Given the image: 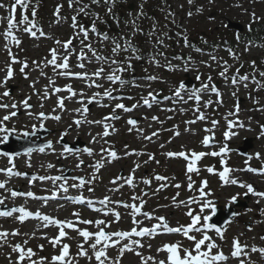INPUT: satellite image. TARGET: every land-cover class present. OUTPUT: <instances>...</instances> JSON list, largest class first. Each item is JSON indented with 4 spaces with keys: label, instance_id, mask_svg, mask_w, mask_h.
<instances>
[{
    "label": "rangeland",
    "instance_id": "obj_1",
    "mask_svg": "<svg viewBox=\"0 0 264 264\" xmlns=\"http://www.w3.org/2000/svg\"><path fill=\"white\" fill-rule=\"evenodd\" d=\"M13 0H0V2L9 5L10 2ZM129 1V0H127ZM175 1L174 6H169L168 9L162 11V14L159 15L161 19H165L166 21H173L181 23V27L186 30L187 34H191V36H197L196 34L199 31H206L207 33L210 32L215 26L219 24L217 21L207 20V16L210 14V5L205 4L203 11L200 12L202 16L198 18H192L187 20L181 16H172V9H177L180 6L177 3L178 0ZM180 1V0H179ZM184 2V0H182ZM235 1V2H234ZM89 0H85L84 3H88ZM132 2V0H131ZM146 2L145 0H138L137 4L134 6L133 11H129L125 9L124 17L125 21L131 20L136 18L137 13L142 10L146 9ZM219 7L222 9V12L225 18H230L233 21H238L243 23L246 26V23L252 21V13H255L257 17H264V0H218ZM240 3L241 7L236 8L235 4ZM58 5H63L60 9V22L57 23V19L54 13ZM10 6V5H9ZM31 10L35 7L36 8V19L38 24L40 25L37 31L36 37H31L28 33H25L22 28L24 25H21L18 28H15L14 31H18V38L21 40V44L17 46L14 42L10 39H6L3 35L7 24L6 21L3 24H0V79H2L5 75L6 66L11 63L10 57L8 55L7 49H10L12 54L17 58L19 61L27 60L29 67L25 69V72L28 75V78L25 79L24 74H22L19 69L21 67L20 63H12L11 66L14 70V77L9 80L8 88L10 89V98L5 97L3 102L4 103H12L13 101H20L25 96L31 95L32 99L30 100L33 102V107L31 109H22L20 107V111L18 112L17 117L13 118L12 121L7 122L8 127L11 128L13 125L17 128L18 132L22 133L24 130L29 132H38L45 133V137L42 139L43 142L52 141V148H45L44 152H40L39 148H36L31 155L21 154L17 157L24 156L26 160L23 162L28 164L29 160L36 159L37 163L31 162V165L37 168L35 169L36 173H34L30 168L23 167L19 160H14V163L17 168H20L21 173H27L28 178L22 179H13L12 177H8L6 173H0V181L7 180L9 184H6L5 189H0V195L10 196L9 189L13 190H21L22 192L32 191L37 196H44L50 195L51 190L54 189V185L52 181H36L34 183H30V172H33L34 175H47V176H57V175H65L68 171H70L71 176H83L86 180L89 179L91 175H97L98 179L93 182L91 187L95 189L94 192L87 191V185L85 188L77 190V189H69L67 195L71 197L79 196V195H86L85 197L91 198L93 200H98L103 198L102 196L109 195L112 197L113 200H124L125 202H130V198L133 195H140L142 199L147 200V203L144 205L143 210L145 212H154L155 216H163L166 220L169 221L171 226H175L178 224H185L190 222V218L187 216L188 208L184 207L183 205H178L176 201H187L189 197H197L199 198L198 187L202 186V181L207 180L208 185L205 189L208 191L209 189L212 191L213 195L210 197L216 205L219 206H227L233 205L234 203L231 202L230 197L240 193L237 197V200H242L246 202L247 207L239 208L237 207V215L234 220H232L224 229V240L221 241L214 230H210L209 234L213 236L214 239L217 240V243L221 244V247L226 255H230L232 250V242L233 239L239 236L241 243H247L250 247H264V240H261L260 237L264 236V214H261V209H264V198H259L253 196L251 194L245 196L244 192L246 191L245 188L239 187L238 185H223V181L219 177V172L223 171L221 168L222 164H229L232 172L229 174V178H235L241 182L252 183L254 188L257 191L264 192V175L258 173L248 172L246 170L239 171L240 169H246L248 165L251 167L259 168L261 165H264V138H257L258 133L260 132L259 125L264 123V112L257 111V106L254 105L253 100L249 98L248 93L252 92L253 96H257L260 99V103L264 104V90H260L259 93H255L253 91L255 85H250L247 91L240 90L239 93L242 98V103H240L239 112V119L242 120L245 125L250 123L251 130L239 129V134L231 139H226L223 135L225 131L228 130L227 120L235 119L234 117H228L227 113L230 110H233V106L236 103V100L233 99L231 92V86L227 87L229 93H226V104L223 107H218V105H212L207 108H201V111L204 112L206 119L202 123L197 124H187V121L194 119L197 121L196 117L198 113L194 111V102L190 104V109L188 110L187 104H174L172 101H163V105L158 106L157 104L152 107L148 108L147 106H140L134 109L132 112H124L120 109H115V113L120 116V119L109 121L116 131H111V135L106 137L105 139L108 141V144H105V147L113 146L114 149L117 151L118 159L112 160L111 163H107L103 169L100 170L99 173H94L93 169L89 167L90 164H94L97 159L100 158L99 149L103 141L100 143L92 142V136L96 133L103 132V126L101 125H88L82 124L79 128L73 124V118L76 115L72 113V109L80 107V105L74 101H65L66 110L61 111L60 109L56 108L57 98L52 96L51 88H49L50 97L47 100L43 101L44 107L41 108L40 104L42 100L40 96L33 93L32 88L29 86L33 81H37L36 89L43 90L44 86L49 83V79H54L56 81V86L63 87L66 84H71L76 80H65L64 77L57 76L55 72H53L52 67H43L44 58L48 57L49 50L52 47H56L54 43L55 39H60L62 41L67 40L73 33L72 19L75 13L68 12L66 6H68L67 0H31L30 2ZM78 6V5H76ZM75 6V7H76ZM177 7V8H176ZM106 8L105 5L98 7L93 5L92 10L94 12H99L100 15L108 21V25H102L97 21V26L103 28V30L114 28L118 29L116 22L113 21L109 16L106 15ZM116 8V6H115ZM245 9H249L247 12ZM63 13H67L69 15L67 18L63 16ZM131 13V15H129ZM8 14V9L0 8V16H5ZM39 17V18H38ZM178 20V21H177ZM20 21V18L17 22ZM90 17H84L81 19V22H89ZM123 21V25L119 30L118 33H115V36L126 35L129 32V28L131 25L125 24ZM110 22V23H109ZM143 22H145L146 26H152L154 22L149 18H145L142 21L137 20V24L140 27ZM163 22H160L162 25ZM222 27V26H221ZM43 29L48 36L42 37L39 35L40 29ZM163 33V32H160ZM195 33V34H193ZM16 35V34H15ZM112 35V34H111ZM186 35V34H185ZM139 33L133 38V43L138 38ZM50 37V38H49ZM93 41H95V37H91ZM156 37H144L143 39V46L141 50L145 52V56L143 59L138 61H133V69L138 70L139 73H144L145 69L147 70L145 73L146 75L152 74L157 75L160 77L157 81H145L142 77L137 78V83L141 85V87H126L125 90L131 93V97L133 99H123L122 101L126 106L131 107L132 104L136 103L138 100L141 99L142 96H146L148 91H154L155 93H166L171 95L170 88L173 85H177L180 81H184V74L186 72L183 71H167L166 67L160 66L157 67L155 64L149 63V54L155 53L157 49L154 47V41ZM179 40V39H178ZM74 43H76L74 41ZM166 44V42H165ZM7 45V49L5 48ZM167 45V44H166ZM94 47H100L99 44L94 43ZM79 47L77 43V48ZM58 48V47H57ZM173 48H170L168 45L167 47H161L159 51L164 52L168 60H171L173 64H177L176 60L172 59L173 55ZM181 52V49H178ZM243 52V51H241ZM105 55L109 54V51L104 52ZM123 55H127V53H122ZM249 55L255 56L256 55H263L264 58V46L261 49H249ZM160 59L161 65L165 63L164 58L158 57ZM33 61H37L40 63L41 67L37 68ZM179 64V63H178ZM96 67L95 64L88 65V71L91 72ZM138 67L139 69H137ZM134 70L132 72H134ZM41 71L47 73L46 76H41ZM132 72L127 73L130 75ZM192 75H194L192 73ZM264 80V79H263ZM151 83V88H147L145 85ZM78 85V84H77ZM83 90L91 95L96 91H102V89H88L83 83ZM108 85H105L107 87ZM231 87V88H230ZM244 89L243 85L240 87ZM77 90H80L77 88ZM4 91V88H0V93ZM236 91V88H234ZM141 93V95H140ZM61 96V95H60ZM65 96V95H63ZM67 96V95H66ZM116 103V102H115ZM113 102H108L111 104L109 109L107 107H99L97 104H93L89 107L90 111L87 114L88 119L91 120H103L102 117H105V113L108 111L113 112L114 104ZM104 104V103H103ZM53 109H56V112L53 113ZM165 109H175L174 111H168ZM180 109H185V111H180ZM9 110L0 109V116L6 114ZM38 113L40 111H44L46 114H60L62 119L60 121H56L54 119H45L44 125L45 127H39L40 120H38L35 116L29 117L27 112ZM152 116H158L159 121H153L151 119ZM136 119L138 124L133 127L127 124V120L129 118ZM147 117V119H145ZM249 117H251V121H249ZM36 120V121H34ZM217 120L219 123L213 127L211 121ZM199 122V121H198ZM35 124L36 128L33 129L32 125ZM69 124H73V127L68 129L69 135L64 137L63 140H60V136L62 135L63 131L68 128ZM174 126H178V131L180 132L179 136H175L174 132L177 130ZM133 127V131L129 132L128 129ZM137 128L144 130V135H150L153 131H158L159 135L157 137H153L151 141L143 139L142 135L136 130ZM186 128H191L192 131H185ZM47 129V130H46ZM205 129H212L215 133L214 141L215 143L220 144L212 147V150H205L203 144L201 143L203 138L206 135H211L210 132L206 131ZM233 131H237V129L233 128ZM91 133V135H89ZM16 136H22L17 135ZM80 137L81 141L85 143V146H81L78 150L73 151V153H65L64 156L67 158L65 159L63 156L59 154L62 152V145L67 142H71L72 139H76ZM246 138H254V148L250 151V154H254L256 152L261 153V158L257 159L253 156V159L248 161V165L245 164L247 158L242 159L239 157L237 152V148L243 144V141ZM99 139V138H97ZM33 142L37 141V137L33 136L31 138ZM2 143H0L1 145ZM164 147H161V145ZM224 144H227L228 147L232 151H230L227 155L224 156H212V155H205L201 158L199 165L196 166L199 168V172L187 173V163L190 162L183 157H167L165 154L167 152H180V151H187L190 152L191 150H195L197 152H205L210 153L212 151H219L220 147ZM125 145L128 147L125 148ZM87 147H91L95 150L93 156H88L86 152L83 150ZM55 149V151H53ZM135 149V153L131 155L125 156L124 153L126 151L131 152V150ZM209 151V152H208ZM140 153H143L142 155ZM152 154L155 156L156 160H159L160 163L157 164L155 161H149L147 164L144 161L148 160V155ZM28 158V159H27ZM84 160V164L80 165L79 168L76 167L79 160ZM226 162V163H225ZM48 163H52L55 165L54 168H48ZM139 163L141 167L135 170V181L134 187L128 186V189L125 188L127 184H124L122 188H120L119 192L110 191L115 189L120 184H123V181H117L116 184H113L112 181L117 176L127 177L131 170L135 168V164ZM43 165V167H41ZM9 157H0V167H9ZM213 167L214 172L207 171V168ZM30 171V172H29ZM164 175L169 178L175 177V179H169L168 181L161 182L156 181L154 179L155 175ZM191 175V178L196 183L193 184V187L189 189L187 187L188 179L187 176ZM151 179L152 180V187L150 191H148V195L144 196L143 193L149 187L148 184L143 183V180ZM18 183V184H17ZM62 183V181H57L56 184ZM73 183V181L69 178V184ZM78 183V181H76ZM161 183H167L168 187L160 189L156 191ZM180 184V188H175L172 185ZM47 189L48 191H45ZM63 193V192H61ZM154 193V194H153ZM179 193V196H177ZM102 195V196H100ZM173 197H176V201L173 200ZM11 199V198H10ZM8 199V201L10 200ZM260 200V203L257 204L256 201ZM14 202H18L17 206H25L30 210L36 211L37 209L41 208L42 202L39 200H35L30 197H15L12 198ZM59 201V200H58ZM54 202V207L50 208L49 205L45 209H41L42 213L48 214L55 218L61 220H73L78 226L87 227L88 225H82L76 218L73 216L74 212L80 213L81 219H107L113 220V215H109L107 217L100 216V213L93 212L91 213L89 209L85 207H75L71 201H64L60 200L59 202ZM139 203V201H136ZM0 207H2L0 205ZM43 207V206H42ZM109 207H112L109 205ZM116 207V206H115ZM191 207L194 210L197 209V205L192 204ZM123 208V207H122ZM121 209V219L118 223H113L111 225V230H130L133 227L132 218L130 216V210H122ZM251 209V211H248ZM40 210V209H39ZM115 211H119L115 208ZM125 213H124V212ZM55 212V213H53ZM137 219L143 220L142 215H138ZM257 221H260L259 223ZM144 223L148 226L151 224L156 223L155 220L151 221L150 223L147 220ZM38 225V227H37ZM251 227L249 231L248 228ZM67 227V226H65ZM89 231H95L94 226H89ZM37 228L38 230H35ZM19 229L20 235L12 236L9 235L7 240L8 243L4 244L3 247H0V264H9V253H11V260L16 261L18 257V253L12 252V246L19 243L25 249L32 248L33 251L36 253V256L33 259H38L39 257H48L51 259L53 255L59 254V251L64 244V240H61V244L53 247V245L49 242V238L58 236L59 227L55 225H49L48 227L44 228L41 227L35 220L29 219L28 221L25 220L21 223L18 219L14 218H7L3 219L0 217V231H8L13 232ZM108 230V229H107ZM68 236L66 237L65 241L70 243V256L74 257L78 264H97L95 259L93 258L92 261L87 260L85 257L76 256L78 251L77 245L83 242V238L78 236L77 232L73 229L70 231L66 230ZM34 233V235H33ZM74 238L78 239L74 241ZM134 239H138L135 238ZM27 240V244H24V241ZM140 240V239H139ZM180 240L178 237H156L149 238L146 240H140L141 243L144 244L143 248H139L137 245H133L136 250L140 251L143 257H155L156 260L164 259L165 253L164 252H157V247L162 246L163 243L166 242H175ZM184 240V239H183ZM182 240V242H183ZM129 242V241H127ZM0 243H3L0 241ZM123 243V242H122ZM151 244L152 247L148 248L147 245ZM185 244V243H184ZM40 245H43V250L40 249ZM84 246H87L85 244ZM187 247V243L185 245ZM246 251H250L246 249ZM109 256L113 257L114 259L117 258V249L110 248L108 250ZM89 254L91 255V250H89ZM160 254V255H159ZM251 259L256 261V264H264V256H261L260 253H250ZM247 259L246 257H242ZM121 264H141L140 257H137L132 252H125L124 256L120 258ZM24 264H28V261L25 260ZM59 264V263H57ZM148 264H154V261L148 260ZM227 264H239L237 259H230Z\"/></svg>",
    "mask_w": 264,
    "mask_h": 264
},
{
    "label": "snow or ice",
    "instance_id": "obj_2",
    "mask_svg": "<svg viewBox=\"0 0 264 264\" xmlns=\"http://www.w3.org/2000/svg\"><path fill=\"white\" fill-rule=\"evenodd\" d=\"M31 0H14V2L9 6L3 2H0V8L8 9V14L5 16H0V24H3L6 21L7 27L3 33L6 39H10L14 42L17 46L21 44V40L14 34L13 29L24 25L22 30L25 33H28L31 37L37 36V31L34 30L36 28V22L34 19H30L28 15V9ZM69 8H74L76 15L71 17L73 33L67 40H60L55 39L54 43L59 46L52 47L49 50L50 58L45 57L43 67H52L53 72L56 73L57 76L60 77H71L75 79H79L83 81L84 85L88 89L96 88L102 89V91H96L89 95L83 89L76 90L73 88L71 84H66L63 87L56 86V81L54 79H49V83L44 86L43 90L36 89L37 81H33L29 86L32 88L33 93L40 96L41 100H47L50 98L49 88H51V93H61L66 92L68 93L67 96H59L57 99L56 108L60 109L61 111L66 110L65 101H74L80 105V107L72 109V113L79 114L74 116L73 124L76 128H79L82 124L88 125H101L103 126L102 133H96L92 136V142L100 143L103 141L104 143L101 144L99 149L100 158L95 161L94 164H90L89 167L93 169L94 173H99L101 169L105 167L107 163H111L112 160L118 159L117 151L114 149L113 146L105 147V144H108V141L105 139L111 132L116 131L114 126L109 123V121H114L120 119V116L115 113V109H120L124 112H132L134 109L140 106H147L148 108H152L154 104H159L160 99H158L159 93H155L154 91H148L146 96H142L140 100L136 103L132 104L131 107L126 106L123 102H116L114 104L113 112L110 113L108 116H105L103 120H91L88 119L87 114L89 113V105L96 103L98 106L101 107H108L109 105L101 103L103 99H107L109 101H116L119 97L120 100L123 99H133L131 96H124L123 92L126 87H141L139 83L136 82V78L132 77L131 79H126L125 74L132 72L133 69V61H138L143 59V55L141 54V49L134 44L133 38L137 35V33L143 34V29H141L138 24L137 20L139 17L145 15L142 10L137 13L136 18L125 21V24L131 25L129 28V32L126 35L120 36H113L110 34V31L102 30L97 26V21H99L102 25H108V21L105 20L99 12H94L92 10V6H104L107 5L106 8V15L109 16L113 21L116 22L117 28L119 27L120 20L118 16L113 12V9L116 6L117 0H89L88 3H84V0H67ZM194 0H188L189 4H192ZM17 6H20L23 9L22 19L21 21L17 22L15 19V11ZM63 5H58L56 11L54 13L59 19H57V23L60 22V9ZM203 11L202 7L197 8V12ZM37 15L36 8L34 7L31 11V17L35 18ZM131 15V13H129ZM174 15V13L172 14ZM188 17H191L193 13L189 11L187 13ZM91 17V21L88 25L82 24L78 22V17ZM264 20V17H257L255 13H252V21L248 25V30H252V23L257 21ZM175 23V20L172 21ZM227 27V25H223ZM94 36L96 39L95 41L92 40L90 37ZM39 35L42 37L48 36L47 33L43 31L41 28L39 31ZM147 35L151 38L153 36L156 37L154 41V47L157 49L155 53L149 54V63L155 64L157 67L163 66L166 67L169 71H183V72H190L196 71V80L200 81L199 86H189L184 81H180L177 85H173L170 88L171 95L163 96L162 99L165 101H172L174 104H187L189 101H194V111L198 113L196 119L198 120H205L206 116L203 111H201L200 102L203 100L204 95L209 93L217 94V101H213L208 99L204 101L203 106L205 108L212 106L214 103L218 105L223 104L222 94L220 93L219 88L216 86V83L213 81V77L208 75L206 80L201 79L204 75L203 73L199 72V69L195 66V61L193 57L189 55L187 58L183 56H174L172 59L181 61V64H173L171 60H168L164 52L159 51L161 47H167L165 44V39H171L167 32H163L158 34L156 24H153L152 29L147 33ZM177 35L183 36V42L186 47H193L190 45L188 37L181 33ZM50 38V37H49ZM239 34L236 35L237 42L240 41ZM74 41L76 43H74ZM77 43L79 47L77 48ZM94 43L100 45V47H94ZM207 43V41H205ZM249 45H252V41H248L247 45L245 46V51H249ZM110 46V48H109ZM7 49V45H5ZM194 50L198 53L203 54L204 50L202 48H194ZM8 55L10 57L11 63L6 66L5 75L2 79H0V88H4V91L0 93V109L9 110L3 116H0V143H5L8 141L9 137L13 134L22 135L23 137L33 136L35 132H29L24 130L22 133L18 132L17 128L13 125V127L9 128L8 123L12 121L13 118L17 117L18 112L20 111V106L24 109H31L33 105L29 103L32 99L31 95L25 96L20 101H13L12 103H4L3 100L5 97L10 98V89L8 88V82L14 77V70L11 66L12 63H20L21 67L19 71L24 74L25 79L28 78L25 69L29 67L27 60L19 61L17 58L12 54L10 49H7ZM109 51L108 55H105L104 52ZM229 55L235 60L238 59L237 54L232 51L231 48L227 49ZM122 53H127V55H122ZM158 57H162L165 60V63L161 65L160 59ZM74 58L76 63L75 67L80 69V71H73V65L70 64V59ZM201 64L205 65L206 67H212V63H217L221 67V71H219L218 75L225 81L226 87H235L237 91H239L240 85H243L244 88H248L249 80L254 83L255 87L253 91L259 92L260 90H264V80H257L256 79V72L258 71L256 61L253 60L251 62V66L253 68V72L251 74H240V69L243 67V64L240 67L236 68L235 73L229 75V68L231 67L228 64L227 60H223L222 57H218L215 54H209L208 61H200ZM33 64L39 68L41 67L40 63L37 61H33ZM95 64L96 67L93 71H88V65ZM147 70L145 69V72ZM47 73L41 71V76H46ZM259 76L264 78V71L259 72ZM145 81H157L160 79L157 75L148 74L143 77ZM230 81V84L228 83ZM105 85H108L105 87ZM147 88H151V83L145 85ZM237 91L231 92L233 97H237ZM116 93L117 95H114ZM249 98L253 100L254 105L257 106L256 110L264 112V104L260 103V99L257 96H253L252 92L248 93ZM40 107L43 108L44 104L41 103ZM168 111H174L175 109H165ZM53 113L56 112V109L52 110ZM180 111H185V109H180ZM241 111L239 105V99L237 97V102L233 106V110H230L227 113L228 117H234L235 119L227 120L228 130L223 133L226 139H231L239 134V129L251 130L250 123L245 125V123L239 119V112ZM29 117L35 116L38 120H40L39 127L43 128L44 120L45 119H54L56 121H60L62 116L60 114H46L44 111H40L38 113H33L31 111L27 112ZM147 119V117H145ZM151 119L153 121H159L158 116H152ZM249 121H251V117H249ZM187 124L191 125L196 123V120H190L186 122ZM213 127H215L219 121L212 120L211 121ZM73 124H69L68 128H66L62 135L60 136V140H63L64 137L69 135L68 129L73 127ZM127 124L135 127L138 124V121L133 118H129L127 120ZM133 127L128 129L129 132L133 131ZM177 130L174 132L175 136H179L180 132L178 131V126H174ZM32 128L35 129L36 125L33 124ZM233 128L237 129V131H233ZM260 132L258 133L257 138H264V124L259 125ZM145 140L151 141L153 137H157L159 135L158 131H153L150 135H144V130L137 128L136 129ZM206 131L210 132L211 135H206L203 140L202 144L207 146L210 143L214 142L215 133L212 129H205ZM185 131H192L191 128H186ZM91 135V133H89ZM99 138V139H97ZM62 152L59 154L63 156L65 159L67 158L64 156L65 153H73V149L68 147L67 145H62ZM128 146L125 145V148ZM161 147H164L162 144ZM45 148H52V141H48V143L44 146L39 148L40 152H44ZM35 149L29 147L26 149V154L31 155V153ZM55 151V149H53ZM87 153L88 156H93L95 150L91 147H87L83 150ZM135 149L131 150V152L126 151L124 153L125 156L131 155L135 153ZM232 151L228 147L227 144H224L220 147L219 151H212L210 153L205 152H197L195 150H191L190 152L187 151H180V152H167L165 155L167 157H183L186 160H191V162L187 163L186 169L187 173L199 172V169L195 166V162L199 161L205 155H212V156H220L221 154L227 153ZM141 155L143 153H140ZM0 155H4L9 157V167H0V173H6L7 176L10 178L12 176H28L27 173H21L19 171H15L16 165L14 160L20 153H0ZM255 158H261V153L256 152L254 154L248 155L245 164L248 165V161ZM149 161H155V163L159 164L160 161L155 159V156L152 154L148 155V160L144 161L147 164ZM85 162L84 160H79L78 164L76 165L77 168L80 165H83ZM226 163V162H225ZM31 161H28V167H31ZM43 167V165H41ZM48 168H54L55 165L52 163H48ZM141 165L139 163L135 164V168L131 170L130 174L127 177L117 176L112 183L116 184L117 181L122 180L123 184H120L115 189L110 191L119 192L120 188L127 184L129 186H135V170L139 169ZM248 171L252 173H260L264 174V165H261L259 168L251 167L248 165L246 169H240L239 171ZM207 171L214 172L213 167L207 168ZM233 169L225 166L223 171L219 172V177L223 181V185H238L239 187L245 188L246 191L244 195L247 196L249 194L264 198V192L257 191L254 188L252 183L241 182L235 178L230 179L229 174L232 172ZM70 179L73 183L69 184V177L64 175H57V176H47V175H32L30 177V183H34L36 181H52L54 185V189L51 190L50 195L45 196H37L32 191L27 192H20L13 189H9L10 196L0 195V205H4L5 201L10 198L15 197H30L35 200H39L44 204L47 205L49 200L58 199L60 193L63 192L65 194V198L78 202V203H87L93 207L94 211L103 212L105 217L109 215H113V220L107 219H81L79 212H74L73 216L76 218V221L82 223L84 225H91L95 227V231H89L88 228L81 229L77 223L73 220H61L58 218H54L48 214L42 213L39 209L35 212L27 210L25 207H11L7 210H0V217H12L13 213H20L16 217L21 223H23L28 218H37L45 223L43 227H48L49 225H55L59 227L58 236L49 238V242L56 247L57 245L61 244L62 238L68 236V233L64 230L65 226L68 229H73L77 232L78 236L83 238V242L77 245L78 251L76 256L85 257L87 260L92 261L93 258L97 262V264H121L120 258H122L125 252H132L137 257H140L141 264H148V260L154 261V264H227L230 259H237L239 264H256V261L251 259L250 253H260L261 256H264V247H256V246H249L247 243H241L239 236L235 237L232 242V250L230 255H226L221 247V244L217 243V240L213 238L212 235L209 234V230H214L217 237L223 241L224 240V232L226 229H221L217 227L214 223H209L211 221L212 216L215 214L216 211V204L210 198L213 193L209 189L206 191L208 181L203 180L202 186L198 187L199 198L197 197H189L187 201H176V197H173V200L176 201L178 205H183L184 207L188 208L187 216L190 218V223L187 225L178 224L177 226H170L169 221L166 220L163 216H155L154 212H142L144 205L147 203L146 200L142 199L140 195H133L130 200L131 202H125L123 200H113L111 196L105 195L103 198L98 200H93L91 198H87L84 195H79L75 197L67 196L69 189H83L87 185L88 192H94L95 189L91 187L94 181L98 179L97 175H91L89 179H85L83 176H71ZM154 179L156 181L165 182L169 179H175V177H167L164 175H155ZM188 184L187 187L191 189L193 184L196 182L192 180L191 175L187 176ZM57 181H62V183L56 184ZM78 181V183H76ZM7 180L0 181V189H4ZM143 183L150 185L152 183L151 179L143 180ZM175 188H180V184L172 185ZM168 187L167 183H161L156 191L160 189ZM45 191H48L45 189ZM154 194V193H153ZM144 196H147L148 193L144 192ZM240 193L233 195L230 197L231 202L235 203L237 201V197ZM179 196V193H177ZM139 201V204L136 203ZM98 203L101 207L96 208L95 204ZM257 204L260 203L258 199L256 201ZM195 204L197 205L198 210H194L190 205ZM111 205L112 207H109ZM115 205H120L126 210H130V216L132 218L133 227L130 230H111V225L113 223H118L121 220V213L119 211H115ZM251 211V209H248ZM261 214H264V209H261ZM138 215L143 216V220L137 219ZM234 215H239L234 214ZM152 221L155 220L156 223L151 224L148 226L144 223V221ZM258 223L260 221H257ZM105 229H108L107 231ZM248 230H251L249 226ZM157 234H179L187 239L189 242V246H185L182 241H175V242H166L162 246L157 247L156 251L164 252L165 258L156 260L155 257H143L142 253L133 245L139 246V248H143L144 244L141 243L139 239H134V237H154ZM17 236L20 235L19 229L8 232V231H0V247H3L4 244L8 243V236ZM34 235V233H33ZM261 240H264V236L260 237ZM129 242H123V241ZM123 242V243H122ZM24 244H27V240L24 241ZM85 244L88 245L85 248ZM41 250H43V245L39 246ZM148 248H151L152 245L148 244ZM110 248L117 249V258H113L109 256L108 250ZM250 251H246L249 249ZM89 250H91V255L89 254ZM12 252L18 253V257L16 261L11 260V253H9V264H24L25 260L28 261V264H78V261L75 260L74 257L70 256V245L69 244H62V247L59 251V254L53 255L51 259L48 257H39L38 259H33L36 256V253L33 251L32 248L25 249L21 246V244L17 243L12 246ZM242 257H246L242 258Z\"/></svg>",
    "mask_w": 264,
    "mask_h": 264
},
{
    "label": "water",
    "instance_id": "obj_3",
    "mask_svg": "<svg viewBox=\"0 0 264 264\" xmlns=\"http://www.w3.org/2000/svg\"><path fill=\"white\" fill-rule=\"evenodd\" d=\"M231 27H234V28H238V29H242L241 28V26H239V25H236V24H231ZM247 142V145L245 146V148L243 149L245 152L249 149V148H251V140H247L246 141ZM238 204H240V202H238ZM234 214H235V212L233 211V210H231V209H229V212L226 214V216L221 220V222H219V221H217V220H219V217H216L215 218V223L216 224H218L219 226H224L225 224H226V222L228 221V220H230L233 216H234ZM219 216V215H218Z\"/></svg>",
    "mask_w": 264,
    "mask_h": 264
},
{
    "label": "bare ground",
    "instance_id": "obj_4",
    "mask_svg": "<svg viewBox=\"0 0 264 264\" xmlns=\"http://www.w3.org/2000/svg\"><path fill=\"white\" fill-rule=\"evenodd\" d=\"M28 159V158H27ZM18 160H19V162L21 163V165L23 166V167H28V164H25V163H23L25 160H26V157H24V156H21V157H18ZM32 163L34 162H36L37 163V161H36V159H34V160H30ZM28 168H30L34 173H36V171H35V169H37L35 166H34V164H32V166L31 167H28ZM30 172V171H29ZM33 172H30V176H32V175H34V173ZM60 197H62L61 195L59 196V198ZM5 203L7 204V203H9L10 205H12V206H15V205H13V204H16V203H13V200L11 199V200H9V202H6L5 201ZM43 205H41V209L42 208H44V207H46L45 205L42 207ZM41 227H42V225H40ZM37 227H38V225H37ZM35 230H38L37 228H35ZM160 255V254H159Z\"/></svg>",
    "mask_w": 264,
    "mask_h": 264
},
{
    "label": "trees",
    "instance_id": "obj_5",
    "mask_svg": "<svg viewBox=\"0 0 264 264\" xmlns=\"http://www.w3.org/2000/svg\"><path fill=\"white\" fill-rule=\"evenodd\" d=\"M170 0H155L154 7L163 6V3L169 4Z\"/></svg>",
    "mask_w": 264,
    "mask_h": 264
}]
</instances>
